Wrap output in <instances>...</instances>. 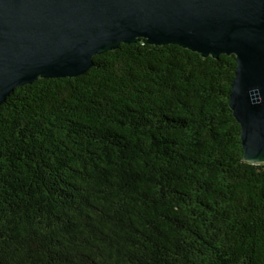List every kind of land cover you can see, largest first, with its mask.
Returning a JSON list of instances; mask_svg holds the SVG:
<instances>
[{
	"label": "trees",
	"instance_id": "trees-1",
	"mask_svg": "<svg viewBox=\"0 0 264 264\" xmlns=\"http://www.w3.org/2000/svg\"><path fill=\"white\" fill-rule=\"evenodd\" d=\"M0 108V264H264L233 56L137 41Z\"/></svg>",
	"mask_w": 264,
	"mask_h": 264
},
{
	"label": "water",
	"instance_id": "water-1",
	"mask_svg": "<svg viewBox=\"0 0 264 264\" xmlns=\"http://www.w3.org/2000/svg\"><path fill=\"white\" fill-rule=\"evenodd\" d=\"M137 41L233 56L242 161L264 165V0H0V108L15 88L82 76Z\"/></svg>",
	"mask_w": 264,
	"mask_h": 264
}]
</instances>
